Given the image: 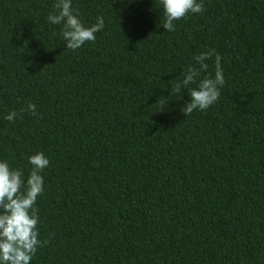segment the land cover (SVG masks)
<instances>
[{"label":"trees","instance_id":"obj_1","mask_svg":"<svg viewBox=\"0 0 264 264\" xmlns=\"http://www.w3.org/2000/svg\"><path fill=\"white\" fill-rule=\"evenodd\" d=\"M54 3L0 0V161L25 182L50 161L30 264H264V0H203L172 32L159 0H72L105 22L75 51ZM211 49L221 96L185 116L171 86Z\"/></svg>","mask_w":264,"mask_h":264},{"label":"clouds","instance_id":"obj_2","mask_svg":"<svg viewBox=\"0 0 264 264\" xmlns=\"http://www.w3.org/2000/svg\"><path fill=\"white\" fill-rule=\"evenodd\" d=\"M163 8V23L160 25L167 32L175 31V21H179L191 14L204 11L203 0H159V8ZM47 20L53 25H62L60 35L66 42L68 50H78L87 42L96 40V33L103 30L104 18L97 17L95 24L86 27L79 18L78 11L72 7V0H55L53 11ZM215 56L214 77L209 74L197 79L202 73L207 72L209 65L205 62ZM196 64L185 69L183 79L171 86L170 94L180 93L187 89L190 101L181 111L185 116L191 115L195 110L206 111L218 101L221 96L220 89L225 84L221 68V56L211 49L198 54ZM196 65H199L197 67ZM155 105L165 107L166 101L158 99ZM168 105V104H167ZM36 115V105L29 104L27 109ZM21 112L24 109L20 110ZM18 113L10 112L5 119L15 122ZM32 168L25 182L22 169H14L9 163L0 161V264H30L38 251V247L47 244L39 237V210L36 205L37 198L44 192L43 171L49 166L50 161L42 152H37L28 157Z\"/></svg>","mask_w":264,"mask_h":264}]
</instances>
